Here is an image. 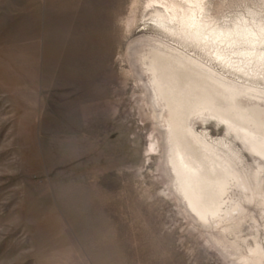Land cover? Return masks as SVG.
Masks as SVG:
<instances>
[{
	"label": "rangeland",
	"instance_id": "374dc122",
	"mask_svg": "<svg viewBox=\"0 0 264 264\" xmlns=\"http://www.w3.org/2000/svg\"><path fill=\"white\" fill-rule=\"evenodd\" d=\"M207 1L224 21L259 6ZM134 2L140 13L146 0H0V264H237L234 244L264 248L260 209L245 205L224 235L176 195L146 80L126 56L148 32L126 33ZM212 120L197 133L225 138ZM224 201L228 215L242 200L231 188Z\"/></svg>",
	"mask_w": 264,
	"mask_h": 264
},
{
	"label": "bare ground",
	"instance_id": "6f19581e",
	"mask_svg": "<svg viewBox=\"0 0 264 264\" xmlns=\"http://www.w3.org/2000/svg\"><path fill=\"white\" fill-rule=\"evenodd\" d=\"M258 3L244 4L243 13L224 21L207 0H146L140 13L134 2L125 21L128 34L140 22L148 31L127 47L126 56L129 62L136 57L146 80L176 195L203 226L224 235L249 217L245 205L263 212L264 231V0ZM214 64L241 80L228 82ZM210 120L225 127V138L197 133L195 125ZM231 135L256 157L254 167L229 143ZM231 188L242 201L230 202L225 215ZM233 249L237 264H264L257 239L245 251L238 243Z\"/></svg>",
	"mask_w": 264,
	"mask_h": 264
}]
</instances>
